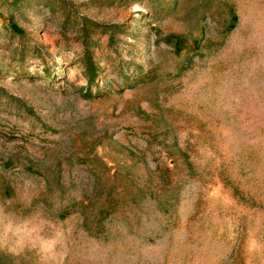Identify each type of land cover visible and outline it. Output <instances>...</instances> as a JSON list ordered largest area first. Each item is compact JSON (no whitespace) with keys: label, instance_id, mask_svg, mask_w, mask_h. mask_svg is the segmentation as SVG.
Returning a JSON list of instances; mask_svg holds the SVG:
<instances>
[{"label":"rangeland","instance_id":"rangeland-1","mask_svg":"<svg viewBox=\"0 0 264 264\" xmlns=\"http://www.w3.org/2000/svg\"><path fill=\"white\" fill-rule=\"evenodd\" d=\"M0 255L264 264V0H0Z\"/></svg>","mask_w":264,"mask_h":264},{"label":"trees","instance_id":"trees-1","mask_svg":"<svg viewBox=\"0 0 264 264\" xmlns=\"http://www.w3.org/2000/svg\"><path fill=\"white\" fill-rule=\"evenodd\" d=\"M95 26H97V25L95 24ZM11 28H12V30L14 32H19V30L16 27L12 26ZM107 33L110 34V35L112 34V32H110V31H107ZM171 40L172 41H170V42H171L172 45H174V48L176 50H180L181 46L183 45L181 40L178 39V38H176V39L171 38ZM109 218H110L109 211H106V209L105 208L103 209L102 207L98 208L95 211V214H93V217H92L93 223L99 228H101L105 224V222H107V220ZM86 221H88L87 218H86ZM0 264H5V261H4V259H3V257L1 255H0Z\"/></svg>","mask_w":264,"mask_h":264}]
</instances>
